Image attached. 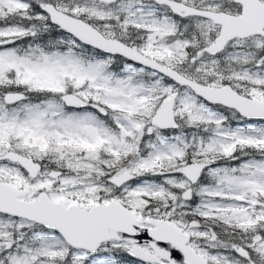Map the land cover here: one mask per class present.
<instances>
[{
    "label": "snow or ice",
    "instance_id": "snow-or-ice-1",
    "mask_svg": "<svg viewBox=\"0 0 264 264\" xmlns=\"http://www.w3.org/2000/svg\"><path fill=\"white\" fill-rule=\"evenodd\" d=\"M0 264H264V0H0Z\"/></svg>",
    "mask_w": 264,
    "mask_h": 264
}]
</instances>
